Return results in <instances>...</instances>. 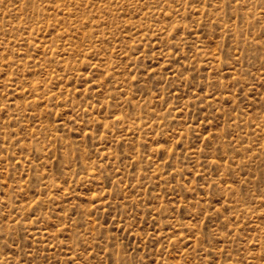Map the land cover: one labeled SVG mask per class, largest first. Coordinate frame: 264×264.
<instances>
[{"label": "rangeland", "instance_id": "374dc122", "mask_svg": "<svg viewBox=\"0 0 264 264\" xmlns=\"http://www.w3.org/2000/svg\"><path fill=\"white\" fill-rule=\"evenodd\" d=\"M0 264H264V0H0Z\"/></svg>", "mask_w": 264, "mask_h": 264}]
</instances>
